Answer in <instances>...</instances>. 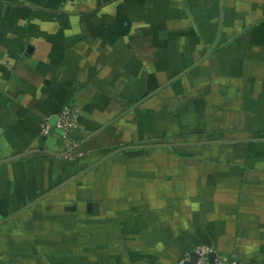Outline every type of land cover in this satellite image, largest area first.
<instances>
[{
	"label": "crops",
	"instance_id": "crops-1",
	"mask_svg": "<svg viewBox=\"0 0 264 264\" xmlns=\"http://www.w3.org/2000/svg\"><path fill=\"white\" fill-rule=\"evenodd\" d=\"M168 2L180 5L171 7L179 13L178 19L171 14V26L194 27L195 19L202 20L201 27L216 29L211 49L217 44L221 47L215 57L203 58L210 60L209 68L201 69L209 80H194L187 102L180 110L170 111L169 120L153 118L148 123L141 113L147 106L158 104L156 96L162 92L151 98L152 103L151 99L141 103L143 99L125 106L117 101L121 94L114 92V73L102 69L92 75L91 67L99 53L86 47L88 57L92 56L84 62L78 53L68 51L72 48L69 46L86 42L88 37L80 36V28L94 27L101 34L100 27L107 34H117L119 3L0 0V194L7 201L10 189L16 187L19 195L14 192L11 203L30 205L62 197L65 191L77 195L92 191L95 202L98 194L102 197L99 189L107 184L110 196H118L116 189H129L130 203L144 204L145 209L160 204L154 224H144L146 233L151 232V242L138 244L139 254L131 258L130 249L114 246V236L127 233L114 215H96L97 209L103 208L91 203L85 211L77 210L74 218L80 234L73 258L76 264L90 237L95 264H178L183 257H190L191 264L197 246H209L241 264H264V0ZM135 3L128 0L122 5L130 23V13L142 27L164 20L163 6L147 17L141 0ZM114 38L100 40L114 44ZM117 39L119 43L127 40ZM122 52L124 55V49ZM129 66L120 61L121 68L117 69L123 89L128 80L129 84L136 81L137 75ZM70 104L80 110V125L73 135L86 154L80 168L68 179L71 175L66 177L65 169L57 170L67 156L60 134L42 138L39 130L44 117L52 116L51 122ZM162 123L169 127H162ZM132 124H136L134 137ZM182 131L194 136L185 138L189 142L186 146L178 142L179 135L173 137ZM164 134L170 137L165 144L146 143L148 138L164 140ZM50 138L53 141L49 146ZM218 153L222 166L215 158L201 157ZM19 156L24 157L11 160ZM205 159L209 163H204ZM175 171H185L186 180L181 178L180 183L174 179ZM3 172L7 177H2ZM29 192L38 196L21 203V195ZM14 214L6 217L7 221L0 216V229L21 216ZM25 243L24 247H29L24 252L19 243L0 247V264H23L21 261L26 263V258L35 256L30 247L33 244ZM70 260L62 256L60 263Z\"/></svg>",
	"mask_w": 264,
	"mask_h": 264
},
{
	"label": "rangeland",
	"instance_id": "rangeland-1",
	"mask_svg": "<svg viewBox=\"0 0 264 264\" xmlns=\"http://www.w3.org/2000/svg\"><path fill=\"white\" fill-rule=\"evenodd\" d=\"M130 1L135 2V0ZM162 1L163 3L161 4V1L158 2V0H141V2L144 4L143 15L146 14L147 17L156 14V10L160 9L161 6H163L164 10V20L161 23H158L157 25H150L149 23L147 26L142 27L141 21L134 20L135 15L133 13H130L132 23H130L128 20L129 14L124 8H122L123 3L124 5L125 3L127 4L128 0H109L110 5L119 3L116 15L118 16V30L120 31H117V34H114L115 43H101L100 38L105 36L111 37L114 35L107 34V30L101 29L99 27V29L102 30V33L100 34L98 29L94 27L87 28L84 27L83 24L84 28H80L83 33L79 34H81L80 36L82 38L88 37L85 38L86 42L83 44V46L73 44L69 46L72 48L68 50L78 53V56H80L84 62H86V59H89L92 56L90 55V57H88L90 53L87 52L86 47L94 49L95 53H99L96 56L97 60H95L94 66L91 67L92 75L97 73V71H101L102 69H106L107 71L114 73L116 75L114 92L116 91V93L121 94L120 97H118L120 99L117 101L119 103L123 102V105L125 106H133L137 104L138 101L143 100L154 91L160 90L162 87H164V85L168 84L165 89L161 91L162 93L156 96L157 100L155 101H158V104L155 106H147L148 108L142 111L141 114L145 116V120L148 123H150V120L153 118L156 121H160L161 118H166V121L169 120L171 118L170 111L173 112L180 110L183 107L182 105L187 102V93L191 89L192 82L195 80V83H203V80H209L210 76H208L205 71L201 72V69L209 68L210 60H203V58L205 55H207L206 58L215 57L218 49L221 47L220 44H217L213 50L211 49L216 38L214 34L216 29L201 27L200 24L203 22L202 20L198 22L196 21L197 19H195L193 22L195 23L194 27H184L177 25L171 26V14L173 13L176 19L179 18V13L172 11L171 7H180V5L178 3H169L168 0ZM136 3L139 4V0H136ZM92 7H95V2L93 3ZM89 19L90 17H88L87 21H91ZM75 23L76 21L73 24ZM196 25L199 27H196ZM138 26L141 28H138ZM117 37L127 38V40L119 43L117 42ZM110 40L112 41V39ZM150 41H154L155 43H151ZM96 42L99 43L98 46ZM123 49L125 53L124 55L122 52ZM62 50L67 51L64 47H62ZM120 61L129 64V67L132 69L133 73L137 75L135 77L136 81L133 82L131 80L130 84L128 80L130 77H126L128 82L126 83L124 89L121 80H119L117 76V69L121 68L119 67ZM83 69L86 68L83 67ZM138 76L141 77L139 78ZM119 78L121 77L119 76ZM86 86L87 84L84 83L83 89H85ZM151 100H149V102L151 101L152 103L154 98ZM160 109L162 112H160ZM141 114H138L136 119ZM51 117L52 116H46L42 120L39 130L40 137L42 125L46 121L50 120ZM54 123L55 118L51 120V124L53 125ZM131 126L132 128L130 130L132 132V137H134L133 132L134 128H136L134 127L136 124H132ZM162 127L168 128L169 126L168 124L166 125L162 123ZM52 135L50 136L52 137ZM168 135L169 134L162 135L164 140L159 139L158 141L156 140L158 138H148L146 143H149L153 146L163 145L166 143L165 141L170 140ZM178 135V138L184 137L188 139L191 137V135L193 136V133L182 131L173 137ZM129 137L131 138L130 135ZM52 138H50L48 141L49 146L53 141ZM59 141L60 144H62V142L64 143L65 152H69L70 149L72 150L64 158V162H59L60 164L58 163L59 166L57 167V170L60 172L65 169L67 177V175L69 176L71 173L77 172L86 153L81 151L80 147H78L79 149L75 147L78 145V143L77 138H74V135L69 142L61 141V139ZM190 141L196 142L195 140ZM218 155L219 153L216 154V156L203 154L201 157L207 158L208 156L210 159L215 158L218 161L217 163H220L222 166V160L218 158ZM157 157L161 159L160 155ZM203 162L209 163L206 159ZM182 167L185 169L183 165ZM179 169L183 170L182 168ZM174 173V179H176L178 182H180L181 178H185L186 180L185 171H175ZM5 174L6 173L3 172L1 174L3 175L2 177H7ZM101 175H99L100 178L104 176L103 174ZM72 176L73 175L69 176L68 179H70ZM209 176L212 177L213 174H210ZM106 185L104 188L99 189V192L102 193V197L98 194L96 196L98 198L95 200V202L93 201V197H91L92 191L89 190L90 192L82 191L80 195H77L75 192H70V194L65 191L60 194L62 197L57 196L52 198V200L36 203L32 206L33 208L31 207L32 209L30 208V210L28 209L27 212L25 211L20 213L19 215L21 216L16 220L11 221V224L9 223V225L1 227L0 247L6 248L11 243L14 245L19 243L18 247L20 248V251L24 252L25 249L29 247H24V245H26L25 242H31L33 246L30 247L35 255L33 257H36V255L37 257L26 258V263L28 264H61L60 258H62V256H66L67 258L69 257L71 259L67 264H76L75 261H73V258L77 248L76 237L78 236L77 234L80 233L78 230H76L78 225L75 221L74 215L77 210L78 212L82 210L85 211L87 205L91 203L93 205L102 207L104 211H109L106 213L103 211V209L98 208L96 215H114L113 219L119 223L120 228H123L127 231V233L120 237L114 236V246H116V249H118L120 244L123 245L124 248L130 249V253L125 252L129 253L128 258L130 256L133 257L135 254H139L138 244L142 246V243L151 242V232L146 233L144 224L147 223V226L154 224L152 223L154 221L153 218L155 215H158L156 207L160 206V204H153L152 207L150 204L145 209L143 207L145 206L144 204L138 205L137 202H134V204L129 202V200H131L129 199V189H124V191H121L123 189H116L118 196H110V191ZM14 192H16V195H19L16 187L12 191L10 189L11 196L8 197L7 201H5L4 196H1L0 194V216H2L4 219L10 215L12 216L15 212L20 211L23 207L28 205V203L24 205L12 204L11 200L14 196L12 195ZM64 195L67 197L65 198ZM37 196L38 194L33 192L21 195V203H24L23 200L25 198H28V202L30 199H34ZM20 205L22 206L19 207ZM165 219H170V217L166 216ZM194 219L195 217L193 215L192 222ZM139 223H141V226ZM44 228L46 230H44ZM116 238H119L120 240L117 241ZM90 239L91 237L86 240L83 250L80 251L79 256L82 259L80 258L81 261L78 262L79 264L96 263L97 259H93V257H91L93 253H91L92 245ZM130 242L133 244L129 245ZM47 258L48 260H46ZM40 259L45 260L40 262ZM181 259L179 260L178 264L180 263ZM127 262L129 261L127 260ZM21 263L26 264L22 261ZM99 263H101V261H99Z\"/></svg>",
	"mask_w": 264,
	"mask_h": 264
},
{
	"label": "built area",
	"instance_id": "built-area-1",
	"mask_svg": "<svg viewBox=\"0 0 264 264\" xmlns=\"http://www.w3.org/2000/svg\"><path fill=\"white\" fill-rule=\"evenodd\" d=\"M80 125V110L74 105L65 106L56 116L55 123L52 125L50 120L46 121L41 128V137H50L53 133H59L62 140L69 142L73 134ZM77 147V146H75ZM71 150V149H70ZM72 151V150H71ZM215 253L216 257L211 260V255ZM197 259L194 264H241L237 260L230 259L218 254L209 246H197L194 250ZM189 258L183 259L179 264H188Z\"/></svg>",
	"mask_w": 264,
	"mask_h": 264
},
{
	"label": "water",
	"instance_id": "water-1",
	"mask_svg": "<svg viewBox=\"0 0 264 264\" xmlns=\"http://www.w3.org/2000/svg\"><path fill=\"white\" fill-rule=\"evenodd\" d=\"M181 76H182V75H181ZM167 85H168V84H167ZM167 85H164V87H162L160 90H158V91L152 93L151 95H149L148 97H146L141 103H144V102L148 101L149 99H151L152 97H154L156 94H158V93L161 92L163 89H165V87H166ZM95 135H96V134H95ZM69 152H71V150H70ZM69 152H67V153L64 154V155H67ZM58 156H63V155H58ZM21 157H24V156L14 157V158L11 159V160H15L16 158H21ZM11 160H10V161H11ZM81 174H82V173H81ZM77 176L79 177L80 175H77ZM78 177L73 178L71 181L69 180L68 183H70V182L76 180V178H78ZM34 204H35V202L32 203V204H30V205H28V206H26L24 209H22L20 212L16 213L15 215H18L19 213H21V212H23V211H26L27 209H29V208H30L32 205H34ZM215 257H216V254L213 253V254L211 255V260H213ZM196 259H197V256L195 255V261H196ZM195 261H193V263H191V264H194Z\"/></svg>",
	"mask_w": 264,
	"mask_h": 264
},
{
	"label": "trees",
	"instance_id": "trees-1",
	"mask_svg": "<svg viewBox=\"0 0 264 264\" xmlns=\"http://www.w3.org/2000/svg\"><path fill=\"white\" fill-rule=\"evenodd\" d=\"M149 96V95H148ZM147 96V97H148ZM145 99V98H144ZM178 142L179 143H181V144H184L183 146H186L185 144H186V142H187V144L189 143L188 141H186L185 140V138L184 137H181V138H179V140H178ZM80 143V142H79ZM79 143H78V145H77V149H79L78 147H79ZM179 147H182V146H179ZM68 152V151H67ZM23 209V208H22Z\"/></svg>",
	"mask_w": 264,
	"mask_h": 264
}]
</instances>
